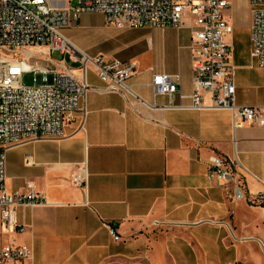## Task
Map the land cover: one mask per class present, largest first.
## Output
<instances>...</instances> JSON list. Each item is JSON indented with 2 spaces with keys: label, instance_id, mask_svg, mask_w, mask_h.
<instances>
[{
  "label": "crops",
  "instance_id": "obj_1",
  "mask_svg": "<svg viewBox=\"0 0 264 264\" xmlns=\"http://www.w3.org/2000/svg\"><path fill=\"white\" fill-rule=\"evenodd\" d=\"M110 27L141 31L118 39L105 54L137 66L127 81L136 96L106 90L92 68L82 127L78 120L61 138L7 151V189L33 182L47 203L18 208L25 230L6 233L0 224V243L29 246L32 254L22 264H153L176 257L180 264H199L229 253L236 258L238 246L248 243L264 246V127L236 128L230 110L170 108L168 96L154 95V72L177 73L182 103L189 104L190 27ZM250 55L251 41L245 60L233 55L236 102L264 105V68L252 66ZM50 60L79 72L69 66V54ZM213 156L238 162L244 199L232 200L208 180Z\"/></svg>",
  "mask_w": 264,
  "mask_h": 264
},
{
  "label": "built area",
  "instance_id": "obj_2",
  "mask_svg": "<svg viewBox=\"0 0 264 264\" xmlns=\"http://www.w3.org/2000/svg\"><path fill=\"white\" fill-rule=\"evenodd\" d=\"M74 1L0 0V224L10 233L25 230L19 222L18 208L44 205L47 201L30 181L21 189H7V151L32 140L61 138L65 126L78 120L83 126L90 87L89 67L105 83L106 90L136 96L127 84L137 72L131 60L105 54L91 56L62 33L84 13H102L107 25L117 28L190 27L193 91L189 104L182 103L186 96L182 92L181 75L177 73L154 72L151 80L154 95L168 96L166 107L170 108L230 110L236 128L245 124L264 127V105L236 102L237 66L233 61V45L228 40L234 26L227 16L232 0ZM249 3L252 66L264 68V0H249ZM35 47L69 54L73 62H81L83 66L78 73L66 68L52 70L27 62V58L36 54L28 52L26 57H17L22 50ZM26 72L36 74L35 84L22 82ZM207 178L224 188L234 201L246 197L237 161L211 157ZM110 232L115 240L121 239L115 224ZM31 254L27 245L0 243V264H22Z\"/></svg>",
  "mask_w": 264,
  "mask_h": 264
},
{
  "label": "rangeland",
  "instance_id": "obj_3",
  "mask_svg": "<svg viewBox=\"0 0 264 264\" xmlns=\"http://www.w3.org/2000/svg\"><path fill=\"white\" fill-rule=\"evenodd\" d=\"M75 3L77 0L74 1ZM249 0H232V5L227 11V16L234 26V32L228 37V40L233 45V55L235 61H243L248 57L249 42H250V24H249ZM111 25H107L106 18L102 13H84L77 23H73L62 30L66 36L76 47L83 52L95 56L98 53L111 54L116 47L117 40L123 37L137 36L141 31L121 32L116 30ZM17 57H26L27 53L36 54L34 57L27 58V62L33 66H46L50 69L60 68L53 60H61L68 54H62L59 51L50 53L46 47L27 48L22 50ZM69 66L77 68L83 66L81 62H69ZM92 70L89 67L88 72ZM25 85H33L36 83V74L33 72H26L22 78ZM6 230V229H5ZM8 233V231H5ZM239 255L232 258L227 254V258L219 260L214 256L204 260L200 259L199 264H264V246L256 243H248L245 246H238ZM180 258L176 257L171 260L160 258L153 264H180ZM150 264V263H144Z\"/></svg>",
  "mask_w": 264,
  "mask_h": 264
}]
</instances>
